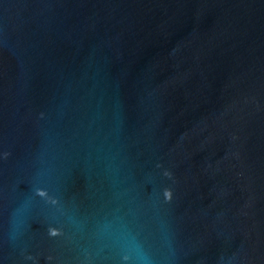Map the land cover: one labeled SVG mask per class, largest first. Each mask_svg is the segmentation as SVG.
Instances as JSON below:
<instances>
[{"label":"water","instance_id":"obj_1","mask_svg":"<svg viewBox=\"0 0 264 264\" xmlns=\"http://www.w3.org/2000/svg\"><path fill=\"white\" fill-rule=\"evenodd\" d=\"M0 264H264V0H0Z\"/></svg>","mask_w":264,"mask_h":264}]
</instances>
